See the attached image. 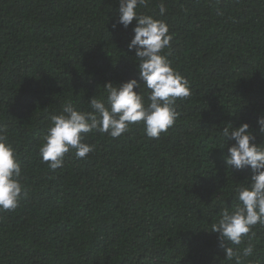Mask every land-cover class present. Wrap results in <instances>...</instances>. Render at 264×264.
Returning a JSON list of instances; mask_svg holds the SVG:
<instances>
[{"label":"trees","instance_id":"1","mask_svg":"<svg viewBox=\"0 0 264 264\" xmlns=\"http://www.w3.org/2000/svg\"><path fill=\"white\" fill-rule=\"evenodd\" d=\"M117 9L118 0H0V126L28 193L0 212V264H213L224 256L211 225L252 173L225 164L234 141L220 148L219 131L247 122L255 142L264 140V0L139 7L168 24L169 59L191 95L176 100L179 115L159 139L142 123L116 139L89 133L84 142L95 150L83 159L72 150L52 170L39 154L50 116L68 101L89 110L106 82L140 79L128 49L135 21L114 29ZM254 231L230 246L252 243L245 264H264V226Z\"/></svg>","mask_w":264,"mask_h":264},{"label":"clouds","instance_id":"2","mask_svg":"<svg viewBox=\"0 0 264 264\" xmlns=\"http://www.w3.org/2000/svg\"><path fill=\"white\" fill-rule=\"evenodd\" d=\"M150 0H118V18L112 24L128 28L133 21V33L128 49H135L139 80L131 78L114 84L106 82V95L91 96L89 110L77 109L71 101L62 105L59 114L50 116V124L39 147L42 162L52 170L63 167L65 154L75 151L78 159L95 150V145L84 142L89 133L107 134L116 139L126 133L133 124L142 123L148 138L159 139L172 127L179 115L176 100L191 95L189 81L172 66L173 36L163 19L141 14L137 9L147 7ZM220 0H215L219 5ZM166 6L159 5L160 14ZM218 14L219 11H218ZM168 49L167 52L164 50ZM141 85L148 90L147 99ZM136 89V90H134ZM258 132L264 137V115L257 117ZM223 148L232 140L224 157L225 164L236 169L248 168L250 178L238 182L234 187L236 205L223 207L211 225L210 232L217 234L219 246L224 251L222 259L213 257V264H245L254 254V245L240 246L245 237L255 236L256 225L264 226V140L259 144L247 122L238 126L226 124L221 131ZM28 195L22 182V169L18 153L9 142L6 129L0 126V212L18 207L21 199Z\"/></svg>","mask_w":264,"mask_h":264}]
</instances>
